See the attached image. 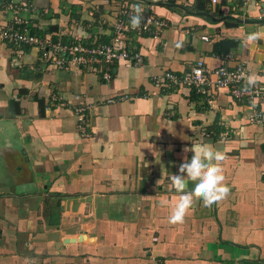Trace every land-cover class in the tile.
Returning <instances> with one entry per match:
<instances>
[{
    "label": "crops",
    "instance_id": "0c3cea01",
    "mask_svg": "<svg viewBox=\"0 0 264 264\" xmlns=\"http://www.w3.org/2000/svg\"><path fill=\"white\" fill-rule=\"evenodd\" d=\"M123 1L166 25L132 40L142 64L114 62L109 80L0 43V264H264V128L248 121L264 98L216 90L209 104L152 80L199 60L264 77V51L256 60L258 41H247L258 25L243 22L264 17V0H0V21L17 15L61 44H107ZM83 105L89 139L73 113ZM198 143L225 155L230 192L211 207L194 196L170 224L180 195L171 177Z\"/></svg>",
    "mask_w": 264,
    "mask_h": 264
},
{
    "label": "built area",
    "instance_id": "2783aa9c",
    "mask_svg": "<svg viewBox=\"0 0 264 264\" xmlns=\"http://www.w3.org/2000/svg\"><path fill=\"white\" fill-rule=\"evenodd\" d=\"M212 3H217L212 0ZM132 3L123 1L119 5L118 15L113 23V35L107 44H87L82 37H78L72 44L54 42L49 36H39L32 32V25L26 19L14 16L9 23L0 21V43L8 45L11 49L22 52L24 47H33L39 51V60L45 67L55 69H88L101 75L103 80H109L110 65L114 62L123 63L126 66L141 65L142 57L136 51L133 42L145 33L154 29L158 34L165 27V22L157 18L153 13L143 9L142 20L138 29L130 26V17L134 15ZM2 10H0V13ZM207 41V37L201 38ZM157 87L192 89L200 97H205L208 103H212L213 91L226 90L237 101L248 99L254 101L264 98V89L253 86L249 91H244L246 85V72L243 64L233 68L219 66L207 71L203 61L199 60L189 72L180 76L163 72L152 78ZM57 96H52L51 103H57ZM88 105L78 106L74 109L77 120V129L81 138H91L89 131ZM249 124L264 128V109L254 110L248 117Z\"/></svg>",
    "mask_w": 264,
    "mask_h": 264
},
{
    "label": "clouds",
    "instance_id": "9594fccd",
    "mask_svg": "<svg viewBox=\"0 0 264 264\" xmlns=\"http://www.w3.org/2000/svg\"><path fill=\"white\" fill-rule=\"evenodd\" d=\"M133 12L130 17L132 29H138L142 20L143 9L139 4L133 5ZM264 36V27H257L256 31L247 34V41L256 42ZM177 44V47H180ZM264 79L256 75H249L246 80L244 91H249L258 81ZM191 151V159L184 156L179 165L178 173L171 177L172 185L177 193H180L178 202L174 206L170 216V224H182L187 211L193 204L194 196L202 199L205 207H211L214 203L225 199L230 188L225 183L223 168L220 166L225 155L211 144L198 143L191 148H185L184 152ZM187 178V179H185ZM187 180H191L195 187L189 192L186 191Z\"/></svg>",
    "mask_w": 264,
    "mask_h": 264
},
{
    "label": "water",
    "instance_id": "95a60500",
    "mask_svg": "<svg viewBox=\"0 0 264 264\" xmlns=\"http://www.w3.org/2000/svg\"><path fill=\"white\" fill-rule=\"evenodd\" d=\"M246 24H255L258 25V27H264V17L258 19V20H245L243 21ZM254 46L251 47V49H253ZM257 52L255 55L256 60H260L262 58V53L264 51V36H262L259 40H258V44L256 46Z\"/></svg>",
    "mask_w": 264,
    "mask_h": 264
},
{
    "label": "trees",
    "instance_id": "16d2710c",
    "mask_svg": "<svg viewBox=\"0 0 264 264\" xmlns=\"http://www.w3.org/2000/svg\"><path fill=\"white\" fill-rule=\"evenodd\" d=\"M133 4V3H132ZM196 11H200V12H204V13H207V11L206 10H203V9H200L199 10V8H197L196 7V9H195ZM227 25H229V26H237V25H239V22H232V23H229V24H227ZM194 92V91H193ZM194 94H196L195 92H194ZM197 95V94H196ZM197 96H199V95H197Z\"/></svg>",
    "mask_w": 264,
    "mask_h": 264
}]
</instances>
